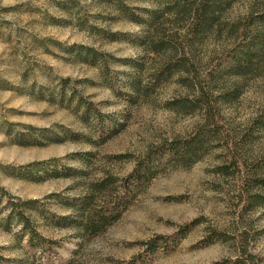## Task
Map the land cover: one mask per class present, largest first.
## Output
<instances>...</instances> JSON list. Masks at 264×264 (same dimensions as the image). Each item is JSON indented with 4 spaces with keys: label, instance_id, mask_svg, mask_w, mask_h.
Wrapping results in <instances>:
<instances>
[{
    "label": "rangeland",
    "instance_id": "obj_1",
    "mask_svg": "<svg viewBox=\"0 0 264 264\" xmlns=\"http://www.w3.org/2000/svg\"><path fill=\"white\" fill-rule=\"evenodd\" d=\"M0 256L264 264V0H0Z\"/></svg>",
    "mask_w": 264,
    "mask_h": 264
},
{
    "label": "trees",
    "instance_id": "obj_2",
    "mask_svg": "<svg viewBox=\"0 0 264 264\" xmlns=\"http://www.w3.org/2000/svg\"><path fill=\"white\" fill-rule=\"evenodd\" d=\"M199 144V140L198 139H191L190 141L186 142V144L182 145V149L185 150V152L188 153L189 156H194L196 154L197 151V147ZM175 149H177V145H173L172 146ZM100 192V189H98ZM106 194V193H104ZM115 193H112V195L114 196ZM90 199H88V201L85 202V204L87 202H89ZM93 200V199H92ZM111 204L107 203V205H102L100 206V210L99 211H93L90 212L82 221L83 227L82 230L83 231H90L92 230H96L102 226H105L106 224H109L111 219H114V216H117L118 213L120 212V199H117L116 202H112L110 201ZM111 206V207H110ZM23 218V217H22ZM24 225L25 226H30L29 225V220L28 219H24ZM29 241L31 245H35V244H39L40 240H42V238L40 239L39 237L40 234L38 231H36V229L34 227H29ZM238 242L240 245V248H242V251H245L244 248H246L248 242L246 240V238L243 237V235L239 236ZM45 242V241H44ZM47 243V241L45 242ZM49 243H47L48 245ZM50 246V244H49ZM0 258H2L0 256Z\"/></svg>",
    "mask_w": 264,
    "mask_h": 264
}]
</instances>
